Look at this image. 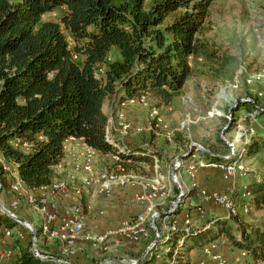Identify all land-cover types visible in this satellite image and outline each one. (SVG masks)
Instances as JSON below:
<instances>
[{
  "label": "trees",
  "instance_id": "trees-1",
  "mask_svg": "<svg viewBox=\"0 0 264 264\" xmlns=\"http://www.w3.org/2000/svg\"><path fill=\"white\" fill-rule=\"evenodd\" d=\"M214 1L159 0L145 10V0H0V155L18 165L31 189L56 180L54 169L71 138L102 155L141 161L137 151L119 152L107 141L104 102L118 93L132 101L145 94L170 99L179 92L191 74L189 58L207 56L197 36ZM60 7L65 12L59 22H41L44 14ZM112 48L120 60L110 62L100 80L95 67ZM74 56L83 58L81 66ZM193 155L221 163L205 153ZM244 194L250 210L264 208V175ZM236 223L239 238L220 218L177 230L164 257L170 258L177 247L174 264H188L182 254L189 241L193 247L187 254L224 236L235 249L264 262V223ZM0 224L3 230L17 226L8 218H0ZM15 241L20 250L11 264H46Z\"/></svg>",
  "mask_w": 264,
  "mask_h": 264
},
{
  "label": "rangeland",
  "instance_id": "rangeland-1",
  "mask_svg": "<svg viewBox=\"0 0 264 264\" xmlns=\"http://www.w3.org/2000/svg\"><path fill=\"white\" fill-rule=\"evenodd\" d=\"M125 1L130 0H113L115 4ZM155 1L159 0H145L144 9L148 10ZM64 12L65 8H57L44 14L41 22H59ZM197 38L206 47L207 56L189 58L191 74L184 87L170 99L145 94L124 101L118 93L105 100L103 112L108 121L116 123L121 115L131 129L133 140H117L119 146L125 144L128 150L137 151L135 157L141 161H122L110 154L98 161L97 173L101 176L112 173L122 178L123 186L131 188L127 202L121 203L115 195L112 198L118 211H126V218L145 209L146 202L139 198L149 193L150 203L162 222L153 220L161 234L174 228L170 231L172 237L177 230L194 229L207 224V220L220 218L239 238L236 220L260 227L264 223V208H252L246 216L228 218L224 208L213 205L205 196L223 193L226 189L219 168L213 166L240 164L244 168L234 196L237 203L249 202L244 195L245 188L264 175V147H261L264 140V0H215ZM208 55L213 57L209 59ZM74 60L82 65V57L74 56ZM115 60H120V56L112 48L106 61L96 65L95 76L103 80L108 64ZM109 127V132L116 137L114 125ZM256 148L257 152L250 154ZM194 153H205L221 163H211ZM54 170L58 180H65L62 166ZM93 179L88 195L90 214L93 210L99 211L105 195L102 180ZM2 186L6 188L4 180ZM202 214L208 219L199 220ZM0 218L7 217L0 214ZM16 227L11 236L14 243L15 234L26 230L24 226ZM2 230L0 224V239ZM144 230L145 247H140L142 242L136 244V249L123 244L106 254L83 247L74 264H98L106 259L129 261L141 256L143 262L152 263L153 258L165 253L167 244L156 241L148 224ZM25 234L23 244L30 248L31 236ZM37 246L42 253H56L55 244L39 241ZM192 247L189 241L182 254L188 264H264L232 247L224 236L187 254ZM0 264L8 263L1 261Z\"/></svg>",
  "mask_w": 264,
  "mask_h": 264
},
{
  "label": "built area",
  "instance_id": "built-area-1",
  "mask_svg": "<svg viewBox=\"0 0 264 264\" xmlns=\"http://www.w3.org/2000/svg\"><path fill=\"white\" fill-rule=\"evenodd\" d=\"M109 125H114L116 128L118 134L116 137L109 132ZM130 130L129 123L119 115L116 123L108 121L106 139L119 152H123L125 149L119 146L117 140L127 138ZM69 151L80 152L84 161L83 169L88 178L79 183L74 180H55L51 185L39 189L29 188L19 175L18 165L5 160L0 155V214L18 226L26 228L15 234L16 239L22 241L26 235L25 232L29 233L31 236L29 250L35 258L46 264H74L83 247L106 254L111 248L120 247L122 243L140 244L147 237L144 227L148 224L154 232L156 241L167 244V248L161 257L154 258L152 263L145 262L144 264H174L179 248L173 250L170 258L164 257L172 250L167 242L170 239V231H174V228L167 230L164 234L157 231V227L151 221L162 222L159 221L158 213L150 203L152 196L149 193L139 198L146 202L145 209L121 220L118 227L95 228L91 226L85 217L84 196L89 193L87 188L92 179L94 178L93 181L102 180L101 188L105 195L110 187L123 186V181L121 177L112 173L98 175L96 164L107 155H102L86 145L80 151L77 146L73 145L69 147ZM207 166L213 165L208 164ZM213 167L219 168L221 181L226 185V189L223 193L207 194L205 199L217 207L224 208L228 218L248 215L250 212L248 202L237 203L234 198L239 189L238 180L245 173L244 168L240 164H220ZM2 180L6 182V188H3ZM20 220L25 224L19 223ZM12 234L13 230L6 228L3 230V237L0 241V262L14 261L19 254L18 247L8 248L7 242L12 239ZM39 241L57 245V253L55 255L42 253L37 246ZM182 243L183 241H180V245ZM149 248L150 246L147 247L148 250ZM110 260L106 259L98 264H117L111 263ZM126 262V264H135L137 260Z\"/></svg>",
  "mask_w": 264,
  "mask_h": 264
},
{
  "label": "crops",
  "instance_id": "crops-1",
  "mask_svg": "<svg viewBox=\"0 0 264 264\" xmlns=\"http://www.w3.org/2000/svg\"><path fill=\"white\" fill-rule=\"evenodd\" d=\"M132 140H133L132 134H130L127 138L122 139V141H126V142H131ZM73 145L77 146L78 151H80L83 149V146L85 144L83 143V141L81 139H74V138L68 139L64 143V157L58 166L63 167L62 171H63V177L65 180H74L75 182L79 183L83 179L88 178V176L84 172V169H83L84 161L82 159V156L80 155V152L79 153H72L69 151V147H71ZM122 146L125 150L129 149L125 144H122ZM58 166H56V167H58ZM58 177L59 176L57 175L56 180H58ZM130 189H131L130 187H125V186H120V187L112 186V187H110L108 189L107 195H104V196L102 195V197H104V203L100 207L99 211L97 212L96 210H93V212H91V214H90L91 209L89 206V196H88L89 193L85 194V196H84V202L86 205L85 217L87 218V220L91 224V226L95 227V228H113V227H115L116 224H118V222L126 219V217H124V214L126 213V211H120V210L118 211L117 210L118 209L117 204L116 205L113 204L112 198H113V195H115V196H117L118 200H120L121 203H125L129 199ZM87 190L89 192V187L87 188ZM146 194H148V193H146ZM117 203H118V201H117ZM206 218L207 217H204V214L199 216V220H201V221L208 219V218L207 219ZM210 220H207V221L210 222ZM191 226H193V225H191ZM196 227H198V226H196ZM190 228H192V227H190ZM14 229H17V227H15ZM25 236H24L22 241L19 240L20 245L23 247L27 246V245L24 246V244H23L24 240H26ZM15 239H16V237H15ZM123 244L124 245L126 244V246L129 245V247L127 246L126 248L136 249V247H135L136 244L122 243L121 245L123 246ZM7 245H8L9 249H11L12 247H15V248L18 247L17 244L14 243L13 239L9 240L7 242ZM140 247H145V243L142 242V244H140ZM111 250H112V248H111ZM50 251H51V253H53L51 248H50ZM55 252L57 253V248H55ZM46 253H49V252H46ZM77 258H79V254H78ZM12 262H14V261H5V263H8V264H11Z\"/></svg>",
  "mask_w": 264,
  "mask_h": 264
},
{
  "label": "water",
  "instance_id": "water-1",
  "mask_svg": "<svg viewBox=\"0 0 264 264\" xmlns=\"http://www.w3.org/2000/svg\"><path fill=\"white\" fill-rule=\"evenodd\" d=\"M189 156L190 155H188V157ZM151 222H152V224H154V221L153 220ZM19 223L25 224V222L22 221V220H20ZM32 231H33V235H35V232H34L33 229H32ZM110 261H111V263H125V264L127 263L125 260H122V259H111ZM144 263L145 262L142 261V256H141L139 259H137V262L135 264H144Z\"/></svg>",
  "mask_w": 264,
  "mask_h": 264
}]
</instances>
